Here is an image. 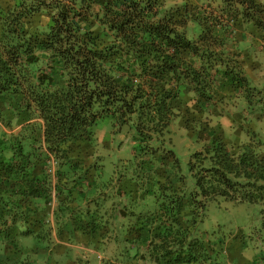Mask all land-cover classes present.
Returning a JSON list of instances; mask_svg holds the SVG:
<instances>
[{
	"label": "trees",
	"instance_id": "trees-1",
	"mask_svg": "<svg viewBox=\"0 0 264 264\" xmlns=\"http://www.w3.org/2000/svg\"><path fill=\"white\" fill-rule=\"evenodd\" d=\"M210 1L0 2V264H64L57 242L111 244L104 264H204L208 204L264 216V141L245 128L264 117V86L243 57L244 35L264 37V6ZM227 104L246 132L232 144L212 124ZM103 119L143 146L123 186L95 151ZM176 121L200 143L183 170L166 138Z\"/></svg>",
	"mask_w": 264,
	"mask_h": 264
},
{
	"label": "rangeland",
	"instance_id": "rangeland-1",
	"mask_svg": "<svg viewBox=\"0 0 264 264\" xmlns=\"http://www.w3.org/2000/svg\"><path fill=\"white\" fill-rule=\"evenodd\" d=\"M204 1L167 0L166 5L189 2L200 6L205 3ZM213 1L215 0H211L210 3L214 4ZM37 17H39L37 18L39 24L48 20L44 14ZM262 63L264 74V60ZM257 76V74L254 75L256 80L263 77V75ZM251 78H253V73ZM225 109L227 115L221 118L213 117L212 124L218 123L221 125L224 131L223 137L229 144H232L234 138L240 137V139H243L246 136V132L233 125L234 122L231 117L235 116V110L229 107L228 104L225 105ZM229 114L231 117L228 116ZM262 116V112H260L248 118L251 119V122L245 128L246 130H253L264 141V117ZM170 129V135L166 136V138H170L172 152H174V156L183 170L189 155L193 152L191 150L197 149L200 143L197 141L193 142L192 138H187L185 130L180 128L177 121L174 122ZM94 135L95 151L98 154H102V166L105 177L115 174L118 184L120 182L119 186H123L121 181L127 171L132 167L134 169L136 166L135 160H139L143 156V146L137 141L132 129L121 128L118 130L114 128L112 122L108 119L100 120L97 123ZM261 208V205L235 204L221 199L208 204L206 217L199 226V233L200 237H202L201 239L208 246V252H211L208 257V260L211 261L209 264H251L250 260L254 264L261 262L260 258L264 256V216L260 212ZM54 249V255L58 258L67 257L64 264H80L81 262L79 263L77 259H81L84 264H104V261L112 259V253L114 252V247L111 244L105 246V248L100 245V251L93 249L84 250L82 246L77 249L66 248L58 243L55 244ZM97 256H99L100 260L96 259Z\"/></svg>",
	"mask_w": 264,
	"mask_h": 264
},
{
	"label": "crops",
	"instance_id": "crops-1",
	"mask_svg": "<svg viewBox=\"0 0 264 264\" xmlns=\"http://www.w3.org/2000/svg\"><path fill=\"white\" fill-rule=\"evenodd\" d=\"M7 0H0V2H5ZM9 1V0H8ZM259 3L264 5V0H258ZM219 4V2H216V4ZM261 34L254 33L252 35H244L243 37V42H244V47H245V53L243 54L244 57V70L245 74L248 77L249 81L251 84L255 87L262 88L264 86V74H263V60H264V37H261ZM252 42H255L256 45L252 44ZM246 55V56H244ZM253 73V78H251V75ZM258 75L257 77H260L263 75L262 78L256 80L254 78V75ZM257 81V82H256ZM66 248H72V249H77L82 246V248L85 250H89V247H85L83 244H65V243H59ZM79 246V247H78ZM264 250V249H263ZM262 253V251H261ZM263 259V260H262ZM261 262L259 264H264V256L260 258ZM251 264H254L252 260H250ZM211 263L210 260L206 261L204 264H209ZM133 264H149L148 262H141L139 259L134 260ZM257 264V263H256Z\"/></svg>",
	"mask_w": 264,
	"mask_h": 264
},
{
	"label": "built area",
	"instance_id": "built-area-1",
	"mask_svg": "<svg viewBox=\"0 0 264 264\" xmlns=\"http://www.w3.org/2000/svg\"><path fill=\"white\" fill-rule=\"evenodd\" d=\"M53 170V169H52Z\"/></svg>",
	"mask_w": 264,
	"mask_h": 264
}]
</instances>
